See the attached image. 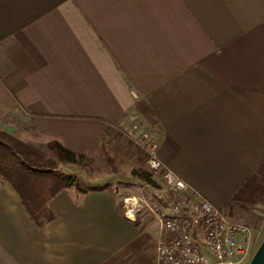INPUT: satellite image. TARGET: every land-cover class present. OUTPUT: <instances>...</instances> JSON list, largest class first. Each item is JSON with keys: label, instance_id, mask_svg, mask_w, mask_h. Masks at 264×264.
<instances>
[{"label": "crops", "instance_id": "obj_1", "mask_svg": "<svg viewBox=\"0 0 264 264\" xmlns=\"http://www.w3.org/2000/svg\"><path fill=\"white\" fill-rule=\"evenodd\" d=\"M132 111L164 165L259 239L264 0H0V115L26 120L31 145L121 149ZM46 208L38 226L0 176V264H132L149 243L155 263L158 221L125 217L114 186Z\"/></svg>", "mask_w": 264, "mask_h": 264}, {"label": "built area", "instance_id": "obj_2", "mask_svg": "<svg viewBox=\"0 0 264 264\" xmlns=\"http://www.w3.org/2000/svg\"><path fill=\"white\" fill-rule=\"evenodd\" d=\"M128 118L121 132L140 142L147 150L148 171L163 180V186L146 183L137 194L124 198L125 217L136 220L147 210L159 223L154 264H248L257 242L254 230L199 197L164 165L156 137L138 114L132 111Z\"/></svg>", "mask_w": 264, "mask_h": 264}, {"label": "trees", "instance_id": "obj_3", "mask_svg": "<svg viewBox=\"0 0 264 264\" xmlns=\"http://www.w3.org/2000/svg\"><path fill=\"white\" fill-rule=\"evenodd\" d=\"M52 146L58 152V160L46 157L28 141L0 128V176L18 191L38 226L45 224L40 220L44 214L47 215V221L51 220L47 204L62 191L76 187L80 193L85 194L95 189L60 171L62 162L85 167L87 155L70 150L58 140ZM100 153L109 167L117 173L114 156L105 141L102 142ZM132 173L144 182L155 185L150 172L133 170Z\"/></svg>", "mask_w": 264, "mask_h": 264}, {"label": "rangeland", "instance_id": "obj_4", "mask_svg": "<svg viewBox=\"0 0 264 264\" xmlns=\"http://www.w3.org/2000/svg\"><path fill=\"white\" fill-rule=\"evenodd\" d=\"M0 128L8 130L26 141L34 142V138H32V135L30 136L32 132L28 128L27 121L20 117L0 115ZM121 129L122 128H120V131ZM120 134L124 136V144L121 149L120 146L119 148L114 145L111 147L108 146L109 151L114 156V165L117 169V173L114 172L103 159L100 150L95 154L87 156L84 160L85 167L73 163L62 162L60 171L69 176L76 177L80 183L91 188H106L114 186L123 201L126 196L137 194L147 182H144L139 177L135 176L132 171L146 170L147 172H150L147 167V150L140 145L139 141L133 139L124 131L120 132ZM55 152L56 151H53L52 148L46 150V154L43 153L48 158L58 160L59 155ZM153 180H155V185L163 186V180L159 176L153 175ZM157 229L159 230L158 225L157 223H154L148 227L147 232L152 234L155 230L158 231ZM263 238L264 231L259 239L257 237L254 252ZM149 244L146 250L131 257V260H133L131 262L132 264H152L151 254L148 252L150 249ZM209 260L211 262L216 261L215 257L210 254Z\"/></svg>", "mask_w": 264, "mask_h": 264}, {"label": "water", "instance_id": "obj_5", "mask_svg": "<svg viewBox=\"0 0 264 264\" xmlns=\"http://www.w3.org/2000/svg\"><path fill=\"white\" fill-rule=\"evenodd\" d=\"M248 264H264V238L262 239Z\"/></svg>", "mask_w": 264, "mask_h": 264}]
</instances>
